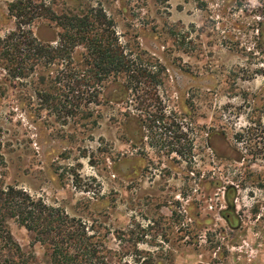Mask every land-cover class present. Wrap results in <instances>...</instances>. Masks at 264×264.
Here are the masks:
<instances>
[{"label":"rangeland","instance_id":"374dc122","mask_svg":"<svg viewBox=\"0 0 264 264\" xmlns=\"http://www.w3.org/2000/svg\"><path fill=\"white\" fill-rule=\"evenodd\" d=\"M30 3L57 17L103 9L136 63L159 75L149 102L163 120L147 127V85L125 78L122 90L111 84L83 105L87 120L60 118L62 67L52 82L41 66L17 78L23 63L7 54L19 24L48 41L59 33L48 19L19 16ZM258 28L264 0H0V179L108 232L116 250L119 233L134 229L145 234L140 248L164 264H264ZM10 228L35 264L47 263V248L14 221Z\"/></svg>","mask_w":264,"mask_h":264},{"label":"trees","instance_id":"16d2710c","mask_svg":"<svg viewBox=\"0 0 264 264\" xmlns=\"http://www.w3.org/2000/svg\"><path fill=\"white\" fill-rule=\"evenodd\" d=\"M30 5V13H27L29 7H20V17L28 16L31 24L36 19H48L57 24L59 33L55 39L48 41L37 36L30 27L27 28L30 24H19L16 31L5 39L7 54L9 60L15 63L21 60L24 64L15 70L14 76L17 78H26L41 66L46 71L47 80L51 81L53 68L62 67L63 71L58 72L55 80L56 85L60 84L67 91L64 104L56 108L60 118L68 120L80 117L87 120L88 113L84 106L96 104L98 95H103L111 84H118L122 90L125 80L121 83V79L125 78L132 84L144 82L147 85V127L163 120V117L154 114L151 110L152 101L149 102L156 88L161 85L159 75L136 63L137 60L121 43L114 21L103 9L93 8L80 16L57 17L44 5ZM256 33L252 51H255L256 56L264 57V30L258 28ZM37 93L43 95L45 90ZM108 99L116 100L112 96ZM44 101L47 103L46 108L51 109L49 103L52 101L49 98ZM96 124L94 122V125ZM251 129L247 130V133H250ZM236 137L238 141L244 142L248 136L242 133ZM233 211L234 205L231 202L230 212L225 215L231 225ZM10 221L25 228L35 243L48 249L46 264H164L154 253L140 248L142 243L146 242L145 234L139 237L134 229L122 231L116 237L120 242L119 249H113L109 238L105 236L108 232L103 235L83 219L72 217L64 209L50 206L43 199H36L27 191L15 185H8L2 179L0 264L36 262L35 256L25 253L14 238ZM141 231L146 233L145 231L149 230Z\"/></svg>","mask_w":264,"mask_h":264}]
</instances>
